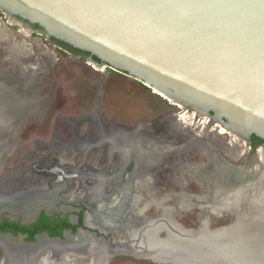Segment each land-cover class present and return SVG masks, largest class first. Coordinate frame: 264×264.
Masks as SVG:
<instances>
[{
  "label": "water",
  "instance_id": "water-1",
  "mask_svg": "<svg viewBox=\"0 0 264 264\" xmlns=\"http://www.w3.org/2000/svg\"><path fill=\"white\" fill-rule=\"evenodd\" d=\"M239 2L244 6L230 13L181 23L136 16L101 17L73 0H0V12L31 33L88 55L94 65L140 82L180 112L205 117L208 128L214 126L219 133L223 128L246 148L252 136L264 143V104L258 84L251 79L253 58L264 50V0ZM164 148L174 152V147L164 144ZM260 149L264 150V144L252 155ZM228 223L229 219L225 225ZM0 237L16 243L13 253L25 264H34V255L42 251L39 240L55 243L65 255L85 257L89 254L75 253L77 246L101 238L82 229L62 238L41 235L33 242L1 233ZM18 247H24L25 252ZM47 252L43 259L56 256ZM57 258L61 259L60 255Z\"/></svg>",
  "mask_w": 264,
  "mask_h": 264
},
{
  "label": "bare ground",
  "instance_id": "bare-ground-1",
  "mask_svg": "<svg viewBox=\"0 0 264 264\" xmlns=\"http://www.w3.org/2000/svg\"><path fill=\"white\" fill-rule=\"evenodd\" d=\"M0 42L5 45L4 60L18 64L21 59L30 57V50L25 45L10 42L3 34H0ZM31 72L23 66L21 81H14L7 76L0 77V158L7 153L8 149L4 150V147L7 142L10 144L9 140L17 130H20L18 128L29 117L42 113L43 107L39 105L38 100L32 98L27 89ZM185 115L190 120L186 125L196 132L190 137L196 139L208 137L204 136L209 130L205 117L196 120L197 114L192 117L185 112ZM213 128L214 126L211 130ZM106 129L104 135V130H97L99 137L95 142L101 137L107 138L109 155L111 152H113L111 154L117 152L118 157L115 164L110 166L113 170L111 173L96 176L95 183H90V190L94 195L89 204L99 219L92 215L86 216L85 224L94 227L101 234L108 232L120 239L109 243V240L104 241L103 237L90 238L87 245L82 248L77 246L79 249L76 248L75 253H87L93 258L92 264H104L110 244L115 243L116 248L126 249L133 255L175 264H229L226 257L240 258L247 264H264L256 256L251 259L252 254L245 250L240 249L227 254L224 249L225 243L233 244L256 237L264 238L263 149L255 156L249 154L250 158L243 157L244 146L238 144L239 140L234 136H230L228 146L223 143L220 145L222 154L218 153V147L203 144L201 151L206 161L203 163L197 161L196 164L189 165L187 171L185 170L187 172L185 179L180 178L181 182H174L173 175L182 177L184 174L177 171L173 175L165 176L164 181L172 182L175 188L177 184L180 192L169 189L170 191L158 195V188L154 186L159 182L158 174L164 171L165 166L158 165V157L155 155L160 151V147L156 140L152 138L154 141L151 142L152 139L139 131V128L129 134L120 128H115L117 132L111 131L114 129L113 125ZM223 130L220 128V131ZM93 131L94 129H91L87 134L91 135ZM189 177L198 188L195 195L181 192L189 184ZM50 182L46 181L44 184L48 189ZM106 182L108 185H104ZM168 201L173 203L164 206ZM195 205L199 210L197 219L200 226L197 232H189L176 225L173 212L187 211L189 207ZM151 207L156 208L158 217L155 219L145 217ZM209 215L215 219L226 217L229 223L210 230L207 223ZM170 226L178 229L183 236L172 232ZM215 241L224 243L219 245ZM0 243L13 253L12 249L16 245L14 241L0 239ZM38 244L39 247L46 245V250L37 253V264H42L43 254L47 250L60 257L66 253L49 241L39 240ZM18 250L22 251L20 247Z\"/></svg>",
  "mask_w": 264,
  "mask_h": 264
},
{
  "label": "rangeland",
  "instance_id": "rangeland-1",
  "mask_svg": "<svg viewBox=\"0 0 264 264\" xmlns=\"http://www.w3.org/2000/svg\"><path fill=\"white\" fill-rule=\"evenodd\" d=\"M0 34L7 36L10 42L23 44L30 50V57L28 59H21L18 64H14L4 60L6 52L3 49L5 45L0 42V77L7 76L14 81H21L23 79V74L21 73L23 66L32 71L27 89L32 98L38 100L39 105L43 107L42 113L39 116L29 117L18 128L20 130H17L13 138L9 140L10 144L6 143L4 150H7L10 145L13 146V140L16 142L15 155L9 157L8 160L16 159L17 153L23 154L28 151L44 154L46 150H42V152L35 150L39 146V143H50V141L62 137L61 131L63 129H59L58 127L65 125L64 122L78 118L96 107L99 109V114L103 120L115 121L117 124L125 126L128 130L136 129L137 127L153 138H157L156 141L160 147V151L155 156L158 157V165L165 166L164 171L158 174L159 182L157 183L160 186L158 195H162L168 192L169 188L167 189V187L173 185L172 182L168 183L164 181L167 174L173 175V173H176L175 171L187 174L186 169L189 165H194L197 161H201L200 163L206 161V157L201 151L203 144L218 147V153L222 154L220 145L223 143L228 146L227 144L230 143L231 138L226 135L225 130L219 133V129L213 128L211 130L212 126H209L210 131L208 130V132L204 133V136L208 137L203 139L190 137V135L196 134V132L186 125L190 120L189 118L187 119L188 116L185 115L184 110L180 112L169 101H166L161 96L155 94L153 90L132 78L107 68L98 67L84 57H75L73 54L59 47V44L48 38L45 39V36H41L36 32L31 33L24 26H18L11 22L1 12ZM49 102L50 108L47 112ZM93 112L86 114L83 118L74 121V123L84 120L83 122H86L87 125V131L90 132L91 129H95L94 131L104 130V135L105 129L99 123L97 114ZM187 114L193 117L196 113ZM199 119L200 117L198 116L196 120ZM84 130V126L79 129L80 132ZM113 130L118 131L115 128L111 129V131ZM129 133L127 131V134ZM109 136L112 137L113 135ZM161 139L165 142L167 141L166 144L168 143L169 148L174 147V152H166ZM63 151L57 158L59 156L63 158L67 150L64 149ZM244 152L250 158L249 154H252V151L245 148ZM180 157L185 160L180 161ZM62 162H66L65 159H62ZM180 177L179 175L176 177L173 175L174 182L178 183L177 179ZM182 178L185 179L186 176H182ZM188 181H191L190 177ZM189 185L193 186L194 183L191 181ZM176 187L180 188L177 184ZM172 203V201H168L164 206L171 205ZM147 214L158 217L155 207H151ZM227 222L228 219H224L222 225H225ZM182 223L185 226L194 225V221L189 216L188 218H183ZM110 237V240L108 239L109 243L120 239L113 234ZM215 243L220 245L224 242L215 241ZM115 247L117 246L115 245ZM39 248L42 249L40 252H44L46 245ZM224 249L227 254L240 249L245 250L252 254L250 256L251 259L256 256L261 263H264V238L262 237L233 244L225 243ZM47 251V253L52 254L49 250ZM3 254V249L0 247V257ZM36 255H34V264H37ZM8 256V264H25L20 260L19 255L11 254ZM57 257L58 255L53 258L47 257L42 261V264H92L93 262L91 255L82 257L67 254L60 257L61 259ZM108 257L110 258L106 264H175L166 261H156L143 256L139 257L121 248H110L105 256V261ZM226 259L229 264H247L246 261L240 258L233 259L226 257Z\"/></svg>",
  "mask_w": 264,
  "mask_h": 264
},
{
  "label": "flooded vegetation",
  "instance_id": "flooded-vegetation-1",
  "mask_svg": "<svg viewBox=\"0 0 264 264\" xmlns=\"http://www.w3.org/2000/svg\"><path fill=\"white\" fill-rule=\"evenodd\" d=\"M59 47L73 54L75 57H84L88 60V55L86 54L70 51L60 44ZM49 108L50 102L47 112L49 111ZM92 111L97 114L99 123L104 129L112 124L114 128H120L126 132H132L135 130V128H133L129 131L125 126H121L115 121L103 120L99 114V109L96 107L90 112ZM90 112L85 113L78 118L68 121L66 120L67 122H64L65 125L58 127L59 129H63V131H61L62 137L52 140L50 143H39V146L37 147L38 149L35 148V150L41 152L42 150H46L44 154H36L28 151L23 154L17 153L16 159L13 158L12 160H8L9 157L15 155L14 150L16 149V142L13 140V146L10 145L9 148H7L8 154L4 153L3 159V156H1V234L11 235L12 237L21 238L27 242H33L41 235L52 238H62L68 232L75 235L79 229H82L84 231L93 232L100 237H104V240H110L111 233L104 232L101 234L94 227H89L85 224L86 216L92 215V217H96L95 219H99L95 210H93L92 206L89 204L90 199H92L94 195L93 191L90 190V183H95L96 176L100 177L101 175L104 176L106 173H111L113 171L111 167L115 164L114 162L117 161L116 159L118 157L117 152H114V154H111L113 153L111 152L109 155V143L107 138L101 137L99 138L100 141L98 140L95 142V139L99 137L97 134L98 131H93L91 135H88L86 131V122L80 121L74 123V121L83 118ZM83 126L85 130L80 132L79 129ZM138 130L140 131V129ZM153 139L157 140V138ZM166 142L162 140V143L165 145L168 144H166ZM263 144V141L250 138V140L246 142V149L254 151L257 147L262 146ZM210 146L213 147L212 145ZM64 149L67 151L63 158L60 156L57 158L58 155H61L64 152ZM244 151L245 148L243 149V157H247V154H245ZM62 159H65L66 162L63 163ZM46 181H51L49 189L44 185ZM106 184L108 185L107 182L104 183V185ZM154 187L156 189L160 188L159 185H155ZM168 188L171 190L173 189V192H180V189L173 187V185L167 187V189ZM184 188L186 189L181 192H185L189 195H195L198 193V188L195 185L191 186L187 184ZM169 189L168 191H170ZM176 213L179 215L175 216L177 215ZM198 213V207L195 205L189 207L187 211L176 210L173 212V215L177 226L186 231L195 232L200 226L197 219ZM188 216L194 221L193 226L183 225L182 219L185 217L188 218ZM145 217L148 219L157 218L148 215L147 213ZM224 219L227 218L220 217L215 219L210 216L207 220L208 227L210 230L220 228L223 226L222 223ZM30 238L33 240H30ZM0 239L9 240L5 237H0ZM40 241L44 242L45 240ZM0 247L5 249L6 252L5 253L3 250L4 254L0 257V264L9 263L8 255L14 253L5 248L3 243H0ZM21 249V252H25L26 250L24 247Z\"/></svg>",
  "mask_w": 264,
  "mask_h": 264
},
{
  "label": "snow or ice",
  "instance_id": "snow-or-ice-1",
  "mask_svg": "<svg viewBox=\"0 0 264 264\" xmlns=\"http://www.w3.org/2000/svg\"><path fill=\"white\" fill-rule=\"evenodd\" d=\"M79 6L94 9L98 16H136L145 20H167L177 23L203 16L224 15L240 7L239 0H73ZM251 75L260 90L264 104V50L254 57Z\"/></svg>",
  "mask_w": 264,
  "mask_h": 264
},
{
  "label": "trees",
  "instance_id": "trees-1",
  "mask_svg": "<svg viewBox=\"0 0 264 264\" xmlns=\"http://www.w3.org/2000/svg\"><path fill=\"white\" fill-rule=\"evenodd\" d=\"M61 46L65 47L66 49H68V50H70V51L78 52V51L73 50L72 48H70V47H68V46H65V45H61ZM79 53H80V52H79ZM251 138H252L253 140L261 141L260 139H258V138L255 137V136H252ZM52 234H53V233H52ZM52 234H51V235H52ZM53 235H54V234H53ZM30 240H33V239L30 238Z\"/></svg>",
  "mask_w": 264,
  "mask_h": 264
}]
</instances>
